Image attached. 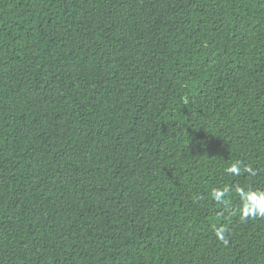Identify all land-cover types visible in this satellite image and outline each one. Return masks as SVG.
<instances>
[{
    "label": "trees",
    "instance_id": "16d2710c",
    "mask_svg": "<svg viewBox=\"0 0 264 264\" xmlns=\"http://www.w3.org/2000/svg\"><path fill=\"white\" fill-rule=\"evenodd\" d=\"M255 193L264 0H0V264H264Z\"/></svg>",
    "mask_w": 264,
    "mask_h": 264
},
{
    "label": "clouds",
    "instance_id": "9594fccd",
    "mask_svg": "<svg viewBox=\"0 0 264 264\" xmlns=\"http://www.w3.org/2000/svg\"><path fill=\"white\" fill-rule=\"evenodd\" d=\"M247 170L250 171V169ZM228 171L234 174H239V167L237 165H232L228 169ZM225 192V190H216L214 192V199L220 201L224 196ZM255 196L256 198L251 202H249L247 197L244 198L245 210L241 219H247L250 216H264V199H262L264 198V193H255ZM227 233V227H220L215 230L217 238L222 241L225 245L228 244V239L226 236Z\"/></svg>",
    "mask_w": 264,
    "mask_h": 264
}]
</instances>
